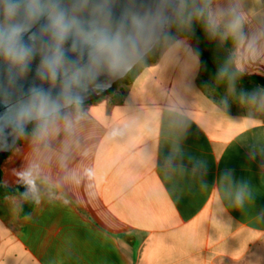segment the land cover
<instances>
[{
  "label": "crops",
  "instance_id": "1",
  "mask_svg": "<svg viewBox=\"0 0 264 264\" xmlns=\"http://www.w3.org/2000/svg\"><path fill=\"white\" fill-rule=\"evenodd\" d=\"M213 11L222 39L243 16L235 67L264 78V0ZM201 72L176 36L132 84L85 104L75 135H24L1 166L5 189H26L0 190V264H264V88Z\"/></svg>",
  "mask_w": 264,
  "mask_h": 264
},
{
  "label": "clouds",
  "instance_id": "2",
  "mask_svg": "<svg viewBox=\"0 0 264 264\" xmlns=\"http://www.w3.org/2000/svg\"><path fill=\"white\" fill-rule=\"evenodd\" d=\"M215 0H0V135L36 143L63 132L75 135L88 119L90 92L143 65L157 47L172 41L170 29L204 21L213 31ZM244 18L233 16L227 33L241 38ZM255 44L253 40L252 47ZM34 68L25 93L21 82ZM103 78V79H101ZM22 178L39 203L31 173Z\"/></svg>",
  "mask_w": 264,
  "mask_h": 264
},
{
  "label": "trees",
  "instance_id": "3",
  "mask_svg": "<svg viewBox=\"0 0 264 264\" xmlns=\"http://www.w3.org/2000/svg\"><path fill=\"white\" fill-rule=\"evenodd\" d=\"M169 31L172 40L176 36L184 35L194 41L196 53L202 62L201 76L204 82L227 90L247 87L251 89L258 86L264 88V78L245 76L236 69L233 56L234 47L236 45V40L234 38L222 39L217 31L207 30L204 21L194 22L191 27L187 29H177L173 26ZM166 45L168 44H162L154 49L143 65L138 66L129 72L127 76L114 86L105 96L110 95L120 85L132 84L146 67H149L158 61ZM31 128L32 125L29 126L28 131H26L24 135L33 136ZM25 189V186L17 187L15 189H5L0 182V190L3 195L11 192L24 194Z\"/></svg>",
  "mask_w": 264,
  "mask_h": 264
},
{
  "label": "water",
  "instance_id": "4",
  "mask_svg": "<svg viewBox=\"0 0 264 264\" xmlns=\"http://www.w3.org/2000/svg\"><path fill=\"white\" fill-rule=\"evenodd\" d=\"M147 2H148V0H145V3H147ZM34 68H35V62L33 64V71L30 72L29 75L27 76V78L21 82L22 90L25 93L27 92L28 88L30 86H32V84L34 82L39 83L38 81H35ZM126 76H124L120 79H117L115 81H107L104 84V87L102 89L96 90L94 92H90L85 99V104L96 101L99 98L105 96L114 86H116ZM3 79H4L3 71H2V69H0V82H3ZM101 79H103V78H101ZM4 111H5L4 105H3V103H0V115H2L4 113ZM30 125H28L27 128H29ZM22 137H15V136L9 135L7 132L0 135V182H1V166H2V163L9 157V155L12 153V151L18 145V143Z\"/></svg>",
  "mask_w": 264,
  "mask_h": 264
}]
</instances>
